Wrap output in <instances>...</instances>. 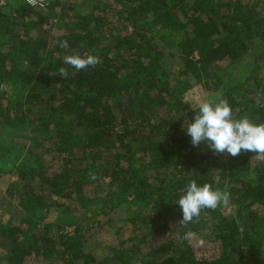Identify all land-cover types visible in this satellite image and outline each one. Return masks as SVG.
<instances>
[{
    "label": "trees",
    "instance_id": "1",
    "mask_svg": "<svg viewBox=\"0 0 264 264\" xmlns=\"http://www.w3.org/2000/svg\"><path fill=\"white\" fill-rule=\"evenodd\" d=\"M99 1L66 22V0H0V86L15 88L0 95L1 136L16 129L6 148L27 149L9 171L25 216L0 227V264H263L264 161L193 147L185 124L199 108L185 92H216L215 69L264 44V0L250 12L243 0ZM163 31L177 38L173 65L155 41ZM76 53L102 63L76 71L63 61ZM258 93L264 58L225 91L233 119L264 123ZM191 180L228 191L231 203L180 228L175 202ZM110 229L112 250L92 248V236Z\"/></svg>",
    "mask_w": 264,
    "mask_h": 264
},
{
    "label": "clouds",
    "instance_id": "2",
    "mask_svg": "<svg viewBox=\"0 0 264 264\" xmlns=\"http://www.w3.org/2000/svg\"><path fill=\"white\" fill-rule=\"evenodd\" d=\"M29 3H35V0H29ZM60 47L68 48V41H62ZM63 61L76 71L95 68L102 63L99 56L85 54L82 57L78 53L65 55ZM57 75L67 78L68 71L61 67ZM262 95L264 94H257V106H262ZM185 125L193 147L206 144L214 155L228 154L231 157H238L242 151L251 152L255 154V159L264 161V123L254 124L247 116L233 119L227 99L217 97L201 103L194 119ZM89 178L95 181L99 177L95 173H90ZM175 203L182 211V219L177 226L187 228L189 224L199 219L203 210L228 207L231 203V194L219 188L213 190L207 183L198 186L196 180H191L185 193ZM194 236L195 233L188 230L183 238L191 240Z\"/></svg>",
    "mask_w": 264,
    "mask_h": 264
},
{
    "label": "rangeland",
    "instance_id": "3",
    "mask_svg": "<svg viewBox=\"0 0 264 264\" xmlns=\"http://www.w3.org/2000/svg\"><path fill=\"white\" fill-rule=\"evenodd\" d=\"M66 10L64 13V21L72 22L75 20L78 15L90 13L97 9L99 4V0H66ZM108 1V0H106ZM262 0H243V5L245 6L244 10L246 12H250L251 9L256 8L258 4ZM260 5V4H259ZM62 26L59 21L53 22L51 25H47L45 28L47 29L50 36L57 35L58 29ZM157 45L164 51L165 53V61H168L169 65H173L175 62L174 58H171V55L177 50L176 42L177 38L172 31H163L157 38L155 39ZM264 58V44L257 45L256 48L249 53L247 56L243 57L241 60L236 62H222L215 71L218 73L220 79L222 80V87L213 93H208L201 86H191L187 87L188 89L185 92L187 99L192 101V103L199 108V105L207 100L216 99L217 97L223 98L225 91L232 87L233 85L240 84L244 82L250 75V72L255 68L256 62L260 59ZM15 88L8 87L6 85L0 86V95L4 93L6 95H14ZM1 120V119H0ZM6 131V130H5ZM5 131L0 130V142H3V145L0 144V147L4 148L2 150L0 148L1 155H7L1 159V164L6 167L5 170L0 172V227H10L14 225H18L22 222L25 212L15 201V196L13 193V185L17 183V178L10 174V169L13 166H17L21 163L23 158L26 155V148H20L16 146L15 149L11 152L8 151L6 141L16 140L15 135L21 134V132L16 129H9V133L5 136V140L2 138V134ZM12 155L14 158L12 159ZM14 164V165H13ZM13 165V166H12ZM2 167V166H1ZM14 167V168H15ZM109 181V180H107ZM231 210V209H230ZM53 218V216H52ZM54 219V218H53ZM74 227L68 228L69 232H73ZM114 234L115 230L110 229L106 230L103 233H99L97 235L92 236L91 247L99 252H103L108 254L112 250V242H114ZM124 239V238H123ZM111 244V245H110ZM6 252L0 251V256H3ZM30 261H28V264ZM8 264V263H6ZM264 264V263H263Z\"/></svg>",
    "mask_w": 264,
    "mask_h": 264
},
{
    "label": "built area",
    "instance_id": "4",
    "mask_svg": "<svg viewBox=\"0 0 264 264\" xmlns=\"http://www.w3.org/2000/svg\"><path fill=\"white\" fill-rule=\"evenodd\" d=\"M49 0H35V3H29V0H26V2L29 4V5H32V6H35V5H38V6H43L44 4H46Z\"/></svg>",
    "mask_w": 264,
    "mask_h": 264
}]
</instances>
